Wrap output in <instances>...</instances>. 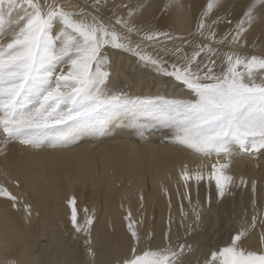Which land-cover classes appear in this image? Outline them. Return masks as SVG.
<instances>
[{"label":"snow or ice","instance_id":"snow-or-ice-1","mask_svg":"<svg viewBox=\"0 0 264 264\" xmlns=\"http://www.w3.org/2000/svg\"><path fill=\"white\" fill-rule=\"evenodd\" d=\"M224 2L206 0L194 30L183 36L138 25L136 16L144 5L122 3L125 15L103 17L107 0H91L90 5L84 0L95 14L60 0H0V156L7 155L10 145L31 153L70 149L82 138L105 135L113 122L126 120L134 139L147 143L153 132L166 130L161 144L201 161L196 168L185 162L177 169L185 239L173 240L172 194L161 182L169 209L162 243L154 247L155 234H142L143 219H136L122 203L127 247L112 264H186V254L193 251L187 237L200 227L213 202L222 203L235 190H250L251 212L244 210L223 245L209 247L202 264H264V200L258 181L233 171L236 158H247L259 168L264 156V51H259L264 45L248 40L257 21L264 22V0H250L235 19L230 12L217 15ZM174 5L180 0H166L162 12L167 14ZM220 25H226L223 33ZM162 39L174 43L165 51L176 55V61L169 63L144 47ZM224 47L227 51L221 52ZM118 53H129L140 66L171 78L173 87L186 90L189 98L131 96L110 88L113 73L122 74L113 59ZM3 175L0 200L28 222L33 205L23 197L24 184L19 177ZM144 199L141 189L140 208ZM64 206L83 260L96 264L101 225L97 209L81 207L74 194ZM101 227L115 232L111 220Z\"/></svg>","mask_w":264,"mask_h":264},{"label":"bare ground","instance_id":"bare-ground-1","mask_svg":"<svg viewBox=\"0 0 264 264\" xmlns=\"http://www.w3.org/2000/svg\"><path fill=\"white\" fill-rule=\"evenodd\" d=\"M249 2L250 0H225L217 15L224 16L230 12L231 18L235 19ZM122 3L145 6L136 16L138 24L140 21H148L144 22L145 29L159 27L161 31H167L173 35L188 36V33L194 30L195 20L205 6L206 0H180V5H174L167 14L162 12L166 0H115L108 7L113 13L125 15V9L123 11L120 9ZM225 29L226 25L219 26L221 33ZM254 39L264 45V22L257 21L249 32V43ZM144 47L151 52L161 51L172 54L165 51L166 47L160 43L155 45L146 43ZM185 50L190 53L187 46ZM224 51H227L226 47L221 48V52ZM259 51H264V46ZM113 59L116 66L122 70V74L117 77L116 73H113L110 88H121L131 96L159 95L189 98L186 90L182 91L180 87H173L174 81L171 78L162 77L150 68L140 66L133 55L118 53ZM217 65L219 66V61ZM165 134H167L166 130L155 131L149 136L147 143L139 141L133 138V130L128 127L125 120L113 122L105 135L82 138L70 149L31 153L21 149L19 145H10L7 155L0 156V179H4V173L18 177L21 169H29L33 175L32 187L26 185L21 179L24 184L21 192L24 199L33 205L32 216H38L37 213L39 215L42 213V201L36 199L34 188L40 185L42 175L52 178V182L63 194V199L59 201L62 222L55 226V231L63 234L65 239L73 241L76 245L79 241L73 239L66 219L67 210L64 200L68 195L74 194L81 207H95L101 225L111 220L115 227L113 232L107 227L97 226L98 241H109L112 258L115 260L124 254L127 247L126 231L122 221L124 212L120 207L122 203L125 208L131 209L136 219H143V224L140 226L142 234L147 235L150 231L155 234L153 246L162 243V235L168 226L169 209L167 198L160 190L161 182L172 194V215L175 218L172 223L173 240L177 236L181 240L185 239V229L180 227L178 214L177 169L185 162L190 168H196L201 161L182 149L161 144L160 139ZM233 171L238 176L244 175L250 180L256 179L260 199L264 200V156L260 158L259 168L247 158H236ZM169 175L172 177L171 180ZM141 189L145 197L144 208H140ZM180 190L182 192L183 188L181 187ZM204 197L205 189L201 187V200ZM0 202L4 201L0 200ZM245 209L251 212L250 190H235L233 197L219 204L213 202L211 209H206L202 215L200 227L187 237L193 251L186 254V264H202L205 256L210 254L209 247L223 245L228 239L229 229L237 226ZM25 223L28 222L25 221ZM36 223L38 224L39 221ZM53 236L52 227L44 231L34 228L27 238V243L39 252L51 244ZM256 239L254 235L251 243L255 244Z\"/></svg>","mask_w":264,"mask_h":264},{"label":"clouds","instance_id":"clouds-1","mask_svg":"<svg viewBox=\"0 0 264 264\" xmlns=\"http://www.w3.org/2000/svg\"><path fill=\"white\" fill-rule=\"evenodd\" d=\"M18 177L32 187L33 175L29 169H21ZM40 181L34 192L36 199L42 201V213L32 216L28 223H25L22 212H14L9 204L0 202V264H9L10 261L15 264H86L77 245L55 231V226L62 222L59 205V201L63 199L61 190L48 176L42 175ZM49 227L54 229L51 244L42 251H35L27 243V238L34 228L44 231ZM112 262L109 241H98L96 264Z\"/></svg>","mask_w":264,"mask_h":264},{"label":"rangeland","instance_id":"rangeland-1","mask_svg":"<svg viewBox=\"0 0 264 264\" xmlns=\"http://www.w3.org/2000/svg\"><path fill=\"white\" fill-rule=\"evenodd\" d=\"M114 2H115V0H107V5H106V7L101 9L100 15H102L103 17L112 16L113 15L112 9L110 7H108V5L110 3H114ZM60 3H62V4H71V5L79 6V7H88V5H85L84 0H60ZM88 3L90 5L91 4V0H88ZM120 9L122 11L124 10L123 7H120ZM88 11L93 12V14H95L94 10L91 7H88ZM15 18H16V13L14 12L13 15H12V19H15ZM144 22L147 23L148 21H140L139 24L137 22L136 23L138 25H143L144 26ZM154 29H157V30L161 31V28H159V27H154ZM176 42H175V44H178V42L177 43ZM160 44L163 47H166V48L168 47L169 49H172L174 47V43L172 41H164L163 39L161 40ZM166 44H168V46ZM171 46H172V48H171ZM147 52L150 53V54L158 55V56L162 57L164 60L168 61L169 63L174 62V61L177 60V57H175L173 54H169V53L165 54V53H163L161 51L151 52V51L147 50ZM219 70L220 69H219V66H218L216 71H219Z\"/></svg>","mask_w":264,"mask_h":264}]
</instances>
